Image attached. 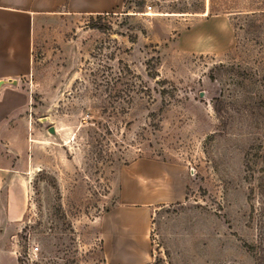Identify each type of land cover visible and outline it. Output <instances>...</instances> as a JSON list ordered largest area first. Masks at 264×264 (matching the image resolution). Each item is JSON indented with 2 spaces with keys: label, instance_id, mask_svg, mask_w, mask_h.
Masks as SVG:
<instances>
[{
  "label": "rangeland",
  "instance_id": "1",
  "mask_svg": "<svg viewBox=\"0 0 264 264\" xmlns=\"http://www.w3.org/2000/svg\"><path fill=\"white\" fill-rule=\"evenodd\" d=\"M32 56L29 105L11 118L19 140L0 142V264H115L105 218L142 159L188 182L153 209L144 264H255L244 155L264 141V0L63 10L35 22Z\"/></svg>",
  "mask_w": 264,
  "mask_h": 264
},
{
  "label": "crops",
  "instance_id": "2",
  "mask_svg": "<svg viewBox=\"0 0 264 264\" xmlns=\"http://www.w3.org/2000/svg\"><path fill=\"white\" fill-rule=\"evenodd\" d=\"M124 4L125 0H0V81L16 79L18 82L16 85L4 83L0 86L2 145L11 147L18 142L11 118L21 116L30 102L29 93L21 86V77L32 68L35 22L44 15L63 10L88 15L108 14L122 9ZM8 162L9 158L0 152V170H7ZM187 185V179L176 165L148 159L132 164L123 177L121 204L105 218L104 239L108 260L115 264L148 262L153 209L163 203L183 200ZM9 191L8 212L19 218L21 212L17 208L22 203L19 201L22 200L21 189L13 182ZM138 220H143L141 230L136 228Z\"/></svg>",
  "mask_w": 264,
  "mask_h": 264
},
{
  "label": "trees",
  "instance_id": "3",
  "mask_svg": "<svg viewBox=\"0 0 264 264\" xmlns=\"http://www.w3.org/2000/svg\"><path fill=\"white\" fill-rule=\"evenodd\" d=\"M244 165L248 183V222L256 231L254 240L247 246L255 264H264V141L249 147L244 155Z\"/></svg>",
  "mask_w": 264,
  "mask_h": 264
},
{
  "label": "water",
  "instance_id": "4",
  "mask_svg": "<svg viewBox=\"0 0 264 264\" xmlns=\"http://www.w3.org/2000/svg\"><path fill=\"white\" fill-rule=\"evenodd\" d=\"M4 83H11V84L16 85L18 82H17L16 79H6V80H1V81H0V86L3 85ZM49 132L55 135V134L57 133V130H56V128H55L54 126H51V127L49 128Z\"/></svg>",
  "mask_w": 264,
  "mask_h": 264
},
{
  "label": "built area",
  "instance_id": "5",
  "mask_svg": "<svg viewBox=\"0 0 264 264\" xmlns=\"http://www.w3.org/2000/svg\"><path fill=\"white\" fill-rule=\"evenodd\" d=\"M148 8L151 9V6H148ZM39 250H40V247L39 246H35V247H32L31 252L32 253H37Z\"/></svg>",
  "mask_w": 264,
  "mask_h": 264
}]
</instances>
